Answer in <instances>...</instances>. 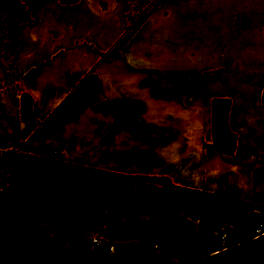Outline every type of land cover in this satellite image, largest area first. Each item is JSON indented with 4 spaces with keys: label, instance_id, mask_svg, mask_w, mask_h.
<instances>
[{
    "label": "crops",
    "instance_id": "obj_1",
    "mask_svg": "<svg viewBox=\"0 0 264 264\" xmlns=\"http://www.w3.org/2000/svg\"><path fill=\"white\" fill-rule=\"evenodd\" d=\"M79 1L82 0L75 2ZM86 1V9L90 8L88 13L101 17L99 31H102V40L98 49L105 52L107 47H104L103 34L106 27L111 25L115 31L118 29V35L129 33L130 38L136 29L143 26L147 17L127 32L122 5L115 0ZM212 1L206 0L210 10L201 18V22L208 24L210 29L203 34L200 32V38H196L195 43L191 44L190 37L185 33H163L146 46L163 54H182L194 46L201 54L228 56L227 64L215 66L227 74L224 79L214 82L215 92L210 93L208 99L206 89L203 92L198 90L200 95L192 93L199 87V84L196 86L199 80H190L189 76L170 81L171 95H156L157 92L152 89L142 94L139 87L134 88L139 81H124L120 74L124 69L102 66L91 75L88 72V76H99L103 86L101 103L104 113L102 111L100 117L101 127L97 129L95 120H99L98 114L92 112V117L87 118L92 110L86 104L79 110L78 101L74 104L75 110L77 107L83 112L75 114L69 124L63 125L54 115L55 106L61 104L64 97H54L57 90L46 95L41 87L50 82L48 79L58 76L61 81L52 83L54 88L61 89L63 77L73 74L62 75L64 66L42 69L36 80L33 78L26 83L14 73L1 77L0 190L16 184L23 194L39 193L47 197L59 193L84 194L93 187L96 170L100 168L109 172L111 185L117 192L144 193L153 198L177 196L184 201L187 200L185 195L179 194L207 197L204 199L212 196L220 202L197 201L192 206H216L236 216L257 211L264 218V143L261 139L264 136V105L261 102L264 85L259 88L255 102L247 97L231 95L224 89L233 88L236 84L230 76L243 69L237 64L238 60L247 61L254 48L259 54L264 53V22L248 20L249 15L244 13L241 17L244 21L242 33L223 37L220 34L223 15H214ZM23 3L28 10L30 5L24 0ZM28 14L30 22L32 15ZM24 23L26 21L19 24ZM233 26L239 29L237 22ZM188 66L177 63L168 69L177 72L187 69L188 72ZM214 98L229 100L227 126L235 134L234 149L230 154L202 147V141L209 145L213 141L211 100ZM95 102L91 101L88 105ZM115 114L118 115L116 121ZM112 151L118 153L112 155ZM56 152L59 159L55 157ZM63 152H78L84 156L69 154V161L60 160ZM192 152H199V159L190 155ZM201 154L203 159H200ZM193 157L199 163L190 160ZM84 160L106 164L111 161L115 167L94 163L99 167L86 171L73 162H87ZM145 164H154L157 169L149 172L138 170ZM195 165L198 182L205 184L200 187L185 184V177L191 172L190 166ZM133 166H136L135 170L126 171L125 168ZM136 175L165 176L171 185L136 178ZM121 179L125 182L121 183ZM188 189L192 191L187 192ZM47 223L80 240L98 237L113 244L110 254L93 252L89 264H173L193 254L207 255L218 264H245L240 258L234 262L232 254L235 249L226 247L243 238L242 229L241 233L237 230L239 228L228 230L224 241L220 242L211 231L208 234L200 228L199 220L183 208L145 212L122 206L94 205L86 211L61 210ZM15 245L11 242L9 249ZM9 254L0 258V264H15V259L7 262ZM159 254L162 257H158Z\"/></svg>",
    "mask_w": 264,
    "mask_h": 264
},
{
    "label": "rangeland",
    "instance_id": "obj_2",
    "mask_svg": "<svg viewBox=\"0 0 264 264\" xmlns=\"http://www.w3.org/2000/svg\"><path fill=\"white\" fill-rule=\"evenodd\" d=\"M24 1L30 5L29 11L23 0H0V78L14 73L23 83H26L33 78L36 80L42 69L49 70L54 66H64V69L61 70L62 75L65 73L67 75L73 74L71 77H63L61 89L54 88L52 83L61 81L58 76L48 79L50 82H46L41 87L46 95L57 90L53 96L64 97L61 99V104L55 106L54 113L63 125L69 124L75 114L83 112L78 111L77 107L75 110L74 104L78 101L79 110L84 104L92 110L87 118L92 117V112L98 114L99 120L96 119L95 123L96 128L100 129V117L103 111L101 103L103 86L99 76L98 78L88 76V72L91 75L96 69H101L102 66H119V69H124L120 71L124 81H139V84L136 83L134 88L138 89L139 87L142 94H147L152 89L157 92L156 95L161 96L171 95L173 92V90L170 91V81H179L189 76L190 80H199L196 83V86L199 84V87L197 86V89L192 93L200 95L199 92L206 89L208 99V95L215 92L214 82L226 77V71L224 73V71L215 68V66H224L225 63H228L229 58L226 55L201 54L194 46L182 54H163L146 48L157 36L163 33H185L190 37V43H195L196 38H200V32L203 34L204 31L210 29L207 28L208 24L201 22V18L207 14V10H210V4L207 6L205 4L206 0H115L124 8V28L127 32L135 29L147 17L143 26L136 29L130 38H128L129 33L118 35V29L115 31L111 25L109 28L106 27L107 33L104 32L103 34L106 42L104 47H107L106 52L103 49H98L99 42L102 40V31L101 33L99 31L101 29V25H99L101 17H96L95 13H88L87 10L90 8L86 9V0L70 4H63L56 0ZM211 6L212 9L215 8L214 15H223V24L220 25V34L223 37L230 34L235 36L237 32H239L237 35L242 33L241 28L244 21L241 17L244 16L242 15L244 13L249 15L248 20H263L262 22H264V0H213ZM28 12H30V16L32 15L30 22ZM25 21L26 23L19 24ZM236 22L239 29H235L233 26ZM95 45L97 46L96 49L94 48ZM253 51L252 55L247 56V61L238 60L237 64L242 65L243 69L237 70L236 75L230 76V79L236 82L233 88L225 87L224 89L228 90L231 95L247 97L255 102L259 88L264 85V53L259 54L256 48ZM240 57L242 58V56ZM177 63L189 64V71L184 69L177 72L168 69ZM91 101L96 102L94 105H88ZM115 117L114 121L118 120L117 114ZM261 139L264 143V136ZM227 144L228 141L217 143L221 147H225ZM211 145L212 143L209 145L202 141L204 148H210ZM117 153L118 151H112V155ZM198 153L192 152L190 155L197 158ZM69 154L84 156L78 152H63L60 160L67 159L69 161ZM55 157L59 159L57 152ZM200 159H203V154H201ZM190 160H194L196 164L199 163L194 157ZM84 161L87 162H84L85 164L73 162L78 168L86 171L99 167L94 163L115 167L111 161L109 164L90 160ZM135 168L136 166L125 169L132 171ZM156 169L154 164H145L138 170L149 172ZM101 170L104 169L96 170L95 178L98 173L102 172ZM190 171L191 174L189 173V176L185 177L186 185L191 187L205 185L204 182L200 183L197 180V165L190 166ZM262 172H264V166ZM105 177L110 178V174L105 172V175H101L100 179L108 181ZM123 182L125 180L121 179V183ZM11 187L18 194L27 195L23 194L16 184H12ZM93 191L100 192L98 187L94 188ZM191 191L187 190V192ZM179 195H185L187 200L184 201L183 199V201L190 205L197 203V201H213L214 204L220 202V200H214L212 196L204 199L207 197H198L191 193ZM175 197L177 198V196ZM175 197H172L174 201L179 202ZM67 200L65 198L64 203ZM91 200H94L93 196L85 198L84 203ZM126 200L129 202L130 198H126ZM6 206L4 205V207ZM217 226L218 220L216 219H204L199 222V227L205 229L208 234ZM237 230L241 233L240 229ZM74 237L77 236H73L61 228L53 227L45 221H34L32 224V244L35 252L32 258L30 260L24 258L23 253L16 249V239H13L11 242L16 245L15 247L11 246L10 249L8 245V253L10 252V254L7 262L15 259V264H85L86 249H89L91 254L95 251L105 254L94 246H90V239L80 240L78 237ZM235 251L233 254L231 253L232 256H235L233 257L234 262L240 258L245 264H264V249L258 252L253 251L251 258L242 257L237 250ZM207 259L210 264H216V261L211 257Z\"/></svg>",
    "mask_w": 264,
    "mask_h": 264
},
{
    "label": "trees",
    "instance_id": "obj_3",
    "mask_svg": "<svg viewBox=\"0 0 264 264\" xmlns=\"http://www.w3.org/2000/svg\"><path fill=\"white\" fill-rule=\"evenodd\" d=\"M61 3H72L77 0H59ZM264 105V91L261 98ZM222 104V105H221ZM229 109V100L227 98H214L211 101V132H212V149L224 153H232L234 149L235 134L229 131L227 126V112ZM220 116V117H219ZM220 122V125H218ZM228 141L227 146L221 147L218 142ZM96 175L93 187L84 194L73 195L69 193H59L54 196H43L39 193L27 194L26 196L18 194L13 190L11 185L5 190H0V258L8 255V245L16 239V249L23 253V257L30 260L35 252L32 244V224L34 221H50L52 217L61 210L86 211L99 206H122L139 211L155 212L168 208H183L191 217L201 220L218 219L237 223V216L224 208L219 207H195L184 202L181 198H176L179 202H175L174 198L167 196L161 198H153L147 194H126L117 192L111 185L110 178L105 177L108 181L101 180L100 176L105 175V170ZM109 175V172H108ZM136 178L148 181L171 185L169 178L165 176H142L136 175ZM98 187L100 192H94L93 189ZM93 196L94 200L85 202V198ZM67 202L64 203V199ZM126 198H130L127 202ZM4 205H7L4 207ZM4 207V208H3ZM3 221V222H2ZM240 225V224H236ZM247 236L243 239H251L247 231H243ZM199 237H195L198 239ZM247 250L252 255L253 251H261L264 249V237L249 240L246 245ZM85 264H89L91 253L86 249ZM162 257L161 254L157 255ZM209 256L189 255L182 262H174L173 264H210Z\"/></svg>",
    "mask_w": 264,
    "mask_h": 264
},
{
    "label": "built area",
    "instance_id": "obj_4",
    "mask_svg": "<svg viewBox=\"0 0 264 264\" xmlns=\"http://www.w3.org/2000/svg\"><path fill=\"white\" fill-rule=\"evenodd\" d=\"M218 226L211 230V234L217 238L218 241H224L226 233L228 230L239 228L242 231H247L251 239L264 237V218L260 212L253 211L244 216H237V223H232L229 221H224L221 218H218ZM240 224V225H236ZM247 237L243 232V238ZM240 239L235 241L230 247L238 251L240 256L251 258L249 251L246 248L249 240L251 239ZM90 246H94L96 249L105 252V254L112 253L114 246L107 244L102 239L98 237L90 238ZM225 247V248H226ZM214 260V259H213ZM216 264L218 262L216 261Z\"/></svg>",
    "mask_w": 264,
    "mask_h": 264
}]
</instances>
